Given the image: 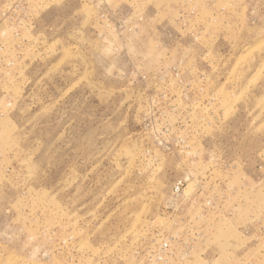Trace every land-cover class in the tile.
Listing matches in <instances>:
<instances>
[{
	"label": "rangeland",
	"instance_id": "374dc122",
	"mask_svg": "<svg viewBox=\"0 0 264 264\" xmlns=\"http://www.w3.org/2000/svg\"><path fill=\"white\" fill-rule=\"evenodd\" d=\"M0 264H264V0H0Z\"/></svg>",
	"mask_w": 264,
	"mask_h": 264
}]
</instances>
